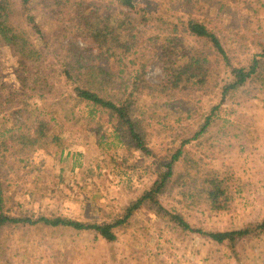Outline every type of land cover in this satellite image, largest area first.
<instances>
[{
	"label": "rangeland",
	"instance_id": "rangeland-1",
	"mask_svg": "<svg viewBox=\"0 0 264 264\" xmlns=\"http://www.w3.org/2000/svg\"><path fill=\"white\" fill-rule=\"evenodd\" d=\"M15 3L21 8L19 1ZM179 4L176 0H148L139 12H134L118 8L109 0H70L66 15L79 9L91 14L92 20H99L106 10L122 9L123 14L114 19L118 22L115 28L121 26L116 30L119 35L151 38L157 34L152 27L157 18L170 16L187 21L186 9ZM242 5L244 19L239 21L219 15V11L212 8L202 9L196 16L219 36L235 66L250 64L261 52L258 44L264 45V2L245 0ZM56 10L43 5L36 9L39 32L33 35V42L43 57L44 76L54 87L53 92L41 96L33 82L22 85V79L18 78L23 74L28 77L33 69L28 67L20 73L13 52L0 48V97L20 98L30 106L41 108L45 115L51 111L58 117L57 101L60 96L72 94L74 87L63 76L67 42L59 36V24L52 15ZM151 44L150 50L154 51L161 42ZM79 45L89 47L82 41ZM184 46L187 50L199 47L200 43L187 36ZM214 54L210 56L212 76L207 90L197 97L200 100L192 97L194 102L189 109L148 97L139 98V117L149 123L151 133L148 144L159 155L165 156L169 150L190 140L213 108L221 103L219 88L230 80V73L224 61ZM147 80L151 84L161 82V68L149 67ZM258 88V85L247 86L228 97L221 109L213 112L217 116L216 124L207 129L202 138L185 147L190 159L200 166L231 173L247 185L244 195L235 201L236 210L220 214L210 208L193 209V206L178 203L183 201L178 190L162 198L165 210L175 211L191 226L207 234L243 230L248 225L253 229L264 228V92ZM158 103L161 106H157ZM19 108L17 104L14 109ZM189 111L190 123L179 122V115L186 118ZM75 113L74 119L81 116L88 122V114H82L79 109ZM9 116L10 113L0 116V130L14 126L7 120ZM100 120L102 124L96 120L91 128L103 126L101 134L111 135L112 127L106 123L107 119ZM229 122L239 131L233 132L231 124H225ZM83 125L81 120L71 123L61 120L51 125L53 133L60 135L67 147L63 156L56 155L58 150L50 148L47 155L40 152L28 159L19 150L0 158V186L7 199L5 211L25 221L19 229L8 228L0 234V264H264V235L255 232L251 238L229 248L212 242L208 236L182 231L164 214L156 215L147 207L135 212L123 225L125 228L116 229L117 241L113 243L91 231L53 229L42 222L33 225L40 217L53 216L83 224L113 225L156 180L158 173L149 159L128 156L127 160H118V156L126 152L118 148L117 141L111 138L101 143L95 131H88ZM170 126L183 129L172 133Z\"/></svg>",
	"mask_w": 264,
	"mask_h": 264
},
{
	"label": "trees",
	"instance_id": "trees-1",
	"mask_svg": "<svg viewBox=\"0 0 264 264\" xmlns=\"http://www.w3.org/2000/svg\"><path fill=\"white\" fill-rule=\"evenodd\" d=\"M15 1L20 2L21 8L17 7ZM109 2L118 5V8L134 12H139L144 3L140 0ZM176 2L185 7L186 22L179 17L157 18V22L152 26L157 34L151 38L137 36L128 38L120 36L116 31L121 26L115 28L118 22L114 19L123 14L122 9H117L118 12L116 9L106 10L101 19L92 20L91 14L79 9L66 15L70 0H0V48H7L13 52L20 73L27 71L28 67L33 69V73L28 77L23 74L18 78L22 79V85L27 81L33 82L35 91L41 96L44 93H52L54 89L44 76L43 57L33 42L34 33L39 32L35 11L43 5L46 8L57 9L52 15L59 24L61 31L59 36L67 42L64 46L66 56L63 76L74 87L72 94L60 96L57 101L55 111L58 117L51 111L45 115L41 108L30 106L20 98L0 97V116L10 113L7 120L14 123L10 129L0 130V158H6L7 154L19 150L28 159L40 152L47 155L50 148L58 150L56 155L63 156L67 147L60 135L53 133L51 125L61 120L70 123L81 120L88 131H95L101 143L111 138L117 141L118 148L126 152L125 155H119L118 160L120 158L127 160L128 156L131 158L142 156L151 161L152 167L158 173L155 174L157 178L152 186L141 198L130 204L126 208V213L120 214L113 225L83 224L56 216L40 217L33 225L42 222L53 229L91 231L113 243L117 241L116 229L125 228L123 225L129 222L135 212L141 207H147L156 215L164 214L182 231L208 236L212 242L229 248H233L241 240L251 238L255 232L259 236L264 235L263 226L253 229L251 225L243 230L207 234L187 223L182 215L163 208L162 198L178 190L183 200L178 203L188 204L189 207L193 206V209L210 208L211 211L220 214H231L236 210L235 201L244 195L247 185L231 173H221L200 166L196 160L190 159L185 147L192 141L202 138L207 129L216 124L217 116L213 112L220 110L228 97L247 86L258 85L260 88L258 89L264 92V45L258 44L261 52L250 64L235 66L219 36L196 18L202 9L212 8L226 18L243 20L242 4L245 0H176ZM187 36L199 42L200 46L186 50L184 39ZM79 41L89 47L79 45ZM151 42H161V45H156L152 51L149 47L152 45ZM213 53L216 58L220 57L224 61L230 73V80L219 88L221 103L213 108L211 114L205 118L204 124L191 135L190 140L174 150H169L165 156L159 155L154 147L148 144L151 133L148 131L149 123L145 122V118L139 117L138 111L141 108L139 98L148 97L156 102L189 109L190 103L194 102L192 97L194 99L201 97V93L207 90V84L212 76L210 56ZM151 66H159L162 70L163 80L158 84H151L147 80V71ZM16 102L20 106L19 109H14ZM157 106L161 105L158 103ZM77 109L82 114L89 115L87 123L81 116L74 119ZM189 112L186 118L179 115L178 121L186 120L190 123L192 117ZM102 118H106V123L111 125V135L101 134L103 126L91 128L96 120L102 124L103 121L100 120ZM164 124H161L163 128ZM225 124L227 126L231 124L233 132L239 131L232 125L233 123ZM189 127L191 128V124ZM80 129L82 130L81 127ZM180 129L183 128L170 126L169 131L176 133ZM114 163L119 165L117 160H114ZM6 201L0 186V234L8 228L19 229L25 223L23 219L7 214Z\"/></svg>",
	"mask_w": 264,
	"mask_h": 264
}]
</instances>
